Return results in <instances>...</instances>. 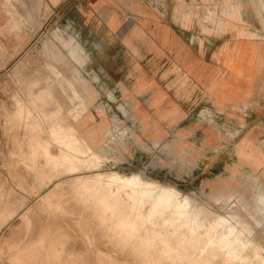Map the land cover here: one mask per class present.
I'll return each instance as SVG.
<instances>
[{
    "label": "rangeland",
    "instance_id": "obj_1",
    "mask_svg": "<svg viewBox=\"0 0 264 264\" xmlns=\"http://www.w3.org/2000/svg\"><path fill=\"white\" fill-rule=\"evenodd\" d=\"M7 1L0 0V37H2L0 38V100H2L0 102V114L2 116L0 117V123L4 119V125H2L3 123L0 124V133L2 132L1 135L3 134L0 136V149L2 148L0 150V171L2 176L0 177L5 178L7 176L6 180L0 178V182L3 180L0 183L2 188V191L0 188V209L1 211L5 209L3 213L0 211V247L10 241L17 244L23 243L31 234L29 230L33 229L36 224L34 230L38 231L42 225L45 226L43 229L51 244V248L57 247L61 252L58 264H117L119 262V264H138L137 262L141 264H158V262L159 264H165V262H168L166 264H172L173 261L170 259H165L166 261H164L161 257V245L156 247L157 250H155L146 244L143 247L138 234L134 235L135 240L134 236H132L130 241L125 235L123 236V233H120V229L114 227L116 218L111 213L107 214L106 221L102 220V210L98 206L95 196L91 198L87 195V197L86 193L76 189L75 176L78 174L84 175L106 171H117L126 175L138 171L143 175L145 174L144 176L162 183L166 182L169 184L170 182L171 185L180 189L184 195H190L193 199L192 201H197L193 203L195 205L198 203L196 205L198 207H205L215 214L220 213L222 215L235 212L237 217L232 221L242 220L249 224V227H247L248 232L245 236L258 240L260 244L264 245V205L260 204L263 217L257 223L255 222L256 219L254 220L253 218L254 211L252 208L254 200L261 194L260 190L264 192V75L258 76V87H256L258 99L253 100V103H237L227 107L216 106L210 98L204 97L203 94L193 93L192 95V81L180 82L181 75L188 72L187 67L192 65L189 52L195 56V60H204L208 62L211 70L222 72L223 74H225L223 70L225 63L229 62L226 51H229L231 56L234 57L232 61L238 60L237 64H240L243 56L237 52L242 41L253 39L255 42L259 39L256 36L247 35L245 33L246 29H256L263 34L259 39L260 41L258 40L257 47L263 52L262 55L264 56V26L258 11V8L261 7L260 0H241L242 2L240 0H108L97 9L91 7L85 0H61L64 4L62 10H57L56 8L60 0H36L33 6L28 0ZM142 7L154 15L153 21L144 22V15L142 14L144 10ZM234 11L237 13V17ZM242 11L244 19L242 14H238V12L242 13ZM20 12L24 17L20 16ZM114 16L115 18L117 16L123 26L118 24L116 26L111 23ZM161 23L169 26L167 29L169 32L165 37L167 40H172L171 38H173L174 42H170V45H165L160 37L159 29L161 28ZM12 38L13 41L10 44ZM48 39H52L61 47L69 60L66 62L71 64L70 69H65L62 66L65 74L73 77L80 74L87 81L85 82L86 84L81 81L79 87L88 96V99L89 97L91 98L89 102L90 109L87 113L88 115L91 113L93 117L89 125L93 126L100 123L103 125V133L106 135L102 142L109 147V150L107 151L106 149L104 152H107L106 154H109V156L103 154L104 159L100 162L101 165L97 169L95 167L93 170L89 169L82 173H74L75 175L73 173L67 175L65 174L67 173L66 169L63 166L58 168V165L55 169L56 173H54L55 167L52 169L49 165L45 166L46 157L40 153L36 152L38 155L34 153L35 150L40 152L42 150V147L37 142L40 138L45 142L48 140V142H51L48 143L51 153H57L60 147L53 141L49 131L46 130L45 126L47 125L42 124L38 120V116L35 115L36 117H34V114L31 116L26 114L27 109L33 110V100L37 102L38 108L44 109L47 113L55 112L62 108L65 111L70 109L68 110L70 114H66L70 120L72 110H75L70 90L67 89L65 84L66 81L58 76L57 71L52 67L55 56L44 44ZM184 54L187 57L184 58V65L187 67L182 65L183 63L179 56ZM2 63H5V65ZM254 63L255 61L251 57L247 60L246 67ZM143 71L149 72L160 86L167 90H173V93L178 95L182 110V114L178 119L176 116L171 115L170 110L172 108L170 106H164L163 109L161 108L162 110L154 107V101L152 100L156 92L143 90V94L140 95L138 91L133 93L132 90L134 87L137 88L136 85L143 89L141 85L144 74H138ZM229 72H233V69H229ZM221 77L223 78L224 76L222 75ZM229 77L225 76L221 81L214 76L210 81L209 88H213L218 83L229 84L231 82ZM43 90L44 93L40 97V93ZM13 91L15 92L13 93ZM95 99L96 102H94ZM19 100L23 105L26 103L22 114L17 112L18 106H20L19 103H21ZM9 105L11 108L8 107ZM142 106H146L151 117L155 113L159 114L160 117L157 116L159 121L149 122L147 116H142L140 113ZM3 108L6 110L5 112H3ZM25 116L27 119L24 118ZM37 123L40 125L39 128L33 125ZM19 124H23V127L20 125L22 129H20ZM32 126L35 129V133ZM14 128L16 130H13ZM30 128L32 130H29ZM39 129L40 132H37ZM24 132L25 135L22 136ZM39 135L41 136L39 137ZM22 137L24 139L20 141ZM33 137L37 140H34ZM247 137L252 138L253 142L245 146L246 152L253 151L254 154H259V145L263 151V155L258 157L257 164H254L255 158L253 156L247 155L248 153H242L241 157L238 152V149L242 146V141ZM28 139L32 140V143ZM26 140H28V144ZM51 144L53 145V150L55 149L54 152H52L53 150L51 151ZM40 155L42 159L40 157L39 160L42 162L39 161V164L37 157ZM3 156L8 163H6V159L4 160ZM24 156L25 159L27 158L26 160ZM105 157L106 159L108 157L109 160H105ZM31 161L33 163L37 162L35 163L36 167ZM47 166L48 170H45ZM20 167H26L29 170L25 168L26 172H24L25 169L23 168L22 170ZM42 167L44 171H42ZM13 168L15 172H12V175H16V178L10 176ZM49 170L51 171L49 172ZM28 171L31 173L29 174ZM61 172L62 174H60ZM58 173L59 175H56V179H54L55 174ZM32 175L35 176L33 183ZM22 176L23 179H21ZM57 176L61 178L57 179ZM19 178L23 181L22 186ZM24 178H30L31 183H27ZM47 179H51L49 183ZM42 180L48 186L44 182L41 183ZM65 180L67 184L64 183ZM6 181L7 187L4 185ZM29 184H32L31 188L33 191H31ZM55 184L56 187H54ZM69 184L71 187H69ZM225 184L228 185V188L230 187V191L227 189L224 196L219 197L220 195L210 194L212 188L216 187L217 190H220ZM37 186L39 189H37ZM41 188L43 189L41 190ZM67 188L69 189L68 191ZM11 189L15 190V192L12 191L14 194L11 193ZM7 190H10L8 191L9 193L6 192ZM28 190L32 193L28 192ZM37 190H39L38 193ZM3 191L7 193L6 196H4L6 193L4 194ZM61 191L63 193L62 197ZM67 192H72L73 196ZM79 192H81L80 196ZM74 194L76 195L75 197ZM7 196L10 199L11 197L15 199L16 203L13 199L8 200ZM124 196L126 197V195ZM80 197L83 200L82 204L80 200L78 201ZM24 198L28 200L26 201ZM3 199L5 202H2L4 201ZM65 199L66 201H64ZM10 201L14 202L13 205L11 202L12 206H10ZM37 202H42V205ZM66 202L68 204L67 208ZM72 202H74V206ZM18 203L24 205H20L21 211L18 208ZM62 203L66 205L61 206ZM6 204L7 206L9 205L7 209ZM15 206L18 207L16 208ZM37 206L39 207L38 212ZM52 206L53 208L51 209ZM3 207L5 208L3 209ZM89 207L95 212H92ZM32 209L35 210L33 211ZM72 210H75L74 213ZM78 212H80V215ZM12 213L18 217L7 222ZM93 213L95 214L94 216H92ZM87 216L90 219L92 218L91 221ZM62 220H66L67 223L70 221L72 228L70 223L67 225ZM63 224H66V226ZM73 224H75L74 227ZM90 226L95 229L91 228L89 230ZM102 226L104 229L105 227L107 229L108 226L109 230H104ZM68 227H70V235L67 230ZM70 229H73V231ZM117 229L119 230L117 231ZM110 230L115 232L111 233ZM103 231L104 233L102 234L107 233V237L101 234ZM98 233H100V236H98L101 240L97 236ZM119 235L121 236L119 237ZM73 237H77L76 240ZM70 238L75 244L70 241ZM68 241H70L69 244ZM76 241L82 242L79 245V242L76 243ZM100 241L101 244H98ZM72 244L73 249L70 247ZM108 244L114 249H110ZM128 245L131 246V251ZM77 246L80 251L76 248ZM100 247H103L102 250ZM249 249L252 252L250 254H253L252 246ZM106 250L109 254L106 253ZM247 251L249 252L248 249ZM82 252L85 254L83 255ZM110 252H113V256ZM262 253L264 255V250H262ZM159 255L161 261H159ZM84 256H87V258ZM90 257L91 259H89ZM134 258L138 260L135 259L133 261ZM129 259L132 261L129 262ZM220 259L217 257V261L214 260L213 264L222 262V259ZM124 260H126L125 263ZM174 262L176 263V261ZM183 262L177 261L176 264L186 263L185 261Z\"/></svg>",
    "mask_w": 264,
    "mask_h": 264
},
{
    "label": "bare ground",
    "instance_id": "obj_2",
    "mask_svg": "<svg viewBox=\"0 0 264 264\" xmlns=\"http://www.w3.org/2000/svg\"><path fill=\"white\" fill-rule=\"evenodd\" d=\"M28 1H30L31 5L33 6L36 0H28ZM260 1H261V7L258 8V11H259V15H260L261 21H262L263 26H264V0H260ZM7 2H9V1H7ZM31 5H30V7H31ZM234 14H236V17H237V13L235 11H234ZM238 14L239 15L242 14V18L244 19L243 11H242V13L238 12ZM20 16L24 17V15L22 13L20 14ZM135 26H136V24H135ZM1 28H3V27H1ZM5 29H7V28H5ZM168 32L169 31L165 30V36H167ZM245 33L247 35H250V36L251 35L252 36H256L259 39H260L261 36H263V34L260 33L256 29H254V30L246 29ZM57 39H59V38H57ZM259 39H257L255 42H254L253 39H250L248 41H242V43L240 44L239 50L237 52V53H240L243 56V59H241L240 64H237L238 60L232 61L234 59V57L231 56L229 51H226L225 53H226V56L228 55V57H229V62L225 63V66L223 68L224 73L229 72V69H233V72L241 73L244 70H246L247 68H250L252 66H258V67L263 66L264 65V56L262 55L263 52L261 50H259L258 47H257ZM44 44H45V47H47L49 49V51L51 50V53H53V55L55 56L54 59H53L54 61H53L52 67H53L54 70L57 71L56 72L57 75L60 76L62 79H64L66 81L65 84L67 85V89L70 90L71 99L73 101V106H74L75 110H72V113L70 115L71 116V120H70L66 116V114H68V113L70 114V111H68L70 109L65 111L62 108V109H58L55 112L47 113V111H45L44 109L38 108L37 102L33 100V102H32L33 110H31L30 108L27 109V113L26 114H30V116L32 114H34V117L38 116V120L40 122H42V124L44 123V124L47 125V126H45L46 130L49 131L50 136L53 138V141H55L58 144V146L60 147V149L57 148L59 150V151L56 150L57 153L56 152H55V154L51 153L50 150H49L50 146L48 145V143H51V142H48L49 141L48 139H47L48 141L45 142V141H43V139L40 138L39 141H37V142L42 147V148L40 147L42 150L39 148V150H41V152L35 150L34 153L37 152V153H40V154L44 155V157H46L45 166L49 165L50 168H52V169L55 167L54 170L56 169V167L58 165H59L58 168L60 166H63L66 169L67 173H65L63 168L62 169H63L64 173L67 174V175L69 173H73V174L74 173L78 174L80 172L82 173V172H84L86 170H89V169L93 170L95 167L97 169V167L99 165H101L100 162H102L103 159H104V155L103 154L109 156V154H106L107 152L104 153L106 151V149H107V151L109 150L108 149L109 147H107V145H105L104 142H102V139L106 135V134L103 133V131H104L103 125L101 123L93 125V126H91V124L89 125L90 120L93 117V115L91 113H89V115L87 113V111L90 109V103L89 102L91 101L90 100L91 98L89 97V99H88V96L85 95L81 91V89L79 87V84H80L81 81H82V83H85L87 81L84 78H82V76L80 74H79L80 76L78 75L79 77L77 75L75 77H73V76H68L67 74H65V71L63 70L62 66H64L65 69H70V65L71 64L66 62V61H69V60L66 58V55H65L64 51L61 49V47L59 45H57L55 43V41H53L52 39H48V40H46L44 42ZM251 57H253V60L255 61V63L252 64L249 67H246V62ZM31 60H32V58H31ZM37 61H38V59H37ZM31 62H33V61H31ZM2 64L5 65V63H2ZM40 64H41V62H40ZM50 77H52V76H50ZM185 77L186 76H182L183 79ZM227 77H229V76H227ZM238 78H239V75L238 74L235 75V79H238ZM222 85H226V84H224V82H223ZM14 92L15 91H13V93ZM42 93H44V90L40 93V97H41V95H43ZM23 95H24V93H23ZM50 95H51V93H50ZM0 99H1V97H0ZM15 99H16V96H15ZM1 101L2 100H0V102ZM13 101H14V99H13ZM3 102H5V101H3ZM19 102H21V101L19 100ZM19 104H20V106H18L19 108H18L17 112L18 113L21 112L20 114H22V111L24 110L23 109L24 105L26 103L24 105H23L22 102L19 103ZM60 105L62 107L61 103H60ZM8 107H10V105ZM5 111L6 110L4 109L3 112H5ZM7 113L9 114V112H7ZM84 114H86V115H84ZM13 115H14V113H13ZM16 116H14V117H16ZM0 117H2L1 114H0ZM9 117H10V115H9ZM18 117H21V116H18ZM24 118L27 119L26 116ZM35 119H37V118H35ZM0 120H1V118H0ZM3 120L4 119H2V122L0 124L3 123ZM13 121H14V118H13ZM2 125H4V123ZM20 125L21 124H19V126ZM33 125L37 126V128L40 127V125H38V123L36 125L35 124H33ZM3 127H6V126H3ZM22 127L20 129H22ZM29 127H30V125H29ZM32 128H33V126H32ZM40 129L37 130V132H40ZM13 130H16V129L14 128ZM24 130H25V127H24ZM29 130H32V129L30 128ZM23 131H22V133H23ZM41 131H42V129H41ZM4 132H5V130H4ZM1 133H0V136L3 135V134L1 135ZM34 133H35V129H34ZM14 134H15V131H14ZM4 135H5V133H4ZM15 135H13V136H15ZM24 135H25V132H24V134L22 136H24ZM13 136H12V138H13ZM40 136L41 135H39V137ZM30 137H32V136H30ZM30 137H28V138L32 139ZM44 137H46V136H44ZM12 138H10V139L12 140ZM22 139H24V138L22 137L20 141H23ZM28 140H26V143L28 142ZM34 140H37V139L34 138ZM40 140H41V142H40ZM30 142L32 143V140ZM252 142H253V139L247 137L244 141H242V143H241L242 146H241V148L238 149V152H239L241 157H242V153L243 154L244 153H248L247 155L253 156L255 158L254 159V164H257L258 157L259 156L261 157L263 155V151L260 149L261 148L260 145L258 146V144H257L258 153L259 154H256V153L254 154L253 151L246 152L245 149H244L247 144L252 143ZM24 143H25V140H24ZM29 146H30V144H29ZM33 146H35V145L33 144ZM52 150H53V145L51 147V151ZM54 151H55V149L52 152H54ZM20 152H22V151H20ZM111 153H112V150H111ZM29 155H30V153H29ZM26 157H28V156H26ZM40 157H41V155L39 157H37L38 158V162L39 161L42 162L41 160H39ZM44 157H43V159H44ZM3 158H4V156H3ZM5 159L6 158H4V160ZM24 159H25V156H24ZM31 159H33V158H31ZM41 159H42V157H41ZM105 160H109V158L107 157V159H106V157H105ZM8 161H10V160H8ZM35 161H37V160H35ZM40 162H39V164H40ZM4 163H5V161H4ZM6 163H8L7 159H6ZM12 163H14V162H12ZM31 163H33V162L31 161ZM35 163H37V162H35ZM35 163H33V164H35ZM10 166H11V163H10ZM15 166H16V164H15ZM21 166H22V164H21ZM34 166L36 167V164ZM39 167H41V166H39ZM20 168L23 170L24 167L23 168L20 167ZM28 168H29V165H28ZM28 168H26V169L29 170ZM15 169L18 170L17 168H15ZM26 169L24 170V172H26ZM33 169H34V167H33ZM35 170H36V168H35ZM40 170H41V168H40ZM45 170H48V166H47V169H45ZM51 170H49V172ZM6 171H8V170H6ZM42 171H44L43 167H42ZM12 172L13 173L15 172L14 168H13V171H11V175L9 174L13 178L16 175L15 176L12 175ZM20 172H21V170H20ZM0 173H1V171H0ZM30 173L31 172H29V174ZM33 173H35V172H33ZM47 173H48V171H47ZM54 173H56V170H55ZM51 174H52V172H51ZM60 174H62V172ZM23 175H24V173H23ZM56 175H59V173L55 174V178L54 179H56ZM144 175L142 173L138 172V171L134 172V173H132L130 175L122 174V173L117 172V171L96 172V173L84 174V175L78 174L77 176H75L76 177L75 184H76V189H79L80 191H83L84 193H86V196L89 195L91 198H93L92 196H95V198H96V200L98 202V203L97 202L96 203L98 204V206L101 207V210H102V214H101L102 220L106 221V219H107L106 217H107L108 213H111V215L116 218L115 219V218L112 217L113 219L116 220L115 223H114V227L119 228L120 229V233H123V236L125 235V237L127 239H129V241H130L132 236L138 234V238L141 241L143 247L146 244V245H148V247L150 246V247L154 248L155 250H157L156 247H159L161 245L160 246L161 257L164 259V261H166L165 259H170L171 261H173L172 264L175 263L174 261H176V263H177V261H182V262L185 261L188 264L190 262H192L191 264H213V261L214 260L217 261V257H218V258L222 259V260L220 259L222 262H220L219 264H264V255L262 253V250H264V245L260 244L258 242V240H254L253 238H249V237L245 236L246 233L248 232L247 227H249V224L247 222H243L242 220L237 221V222L232 221L234 218L237 217V214H235V212H232V213L230 212L227 215H222L219 212H216V213H219V214H215V213H213L212 211L208 210L205 207L196 206L198 203H196V205L194 203L197 202V201H195V202L192 201L193 199H192V197H190V195H184L181 192L180 189H178L174 185H171L170 182H169L170 185L167 184L166 182H165L166 183L165 184L164 182L162 183V182H160L158 180H155V179H152V178H148V177H146ZM0 176H2V173H1ZM39 176H40V174H39ZM4 177H5V175H4ZM34 177L35 176L32 177V183H33V180L35 179ZM59 177L57 176V179ZM0 178L2 179L3 177H0ZM6 178H7V176L5 178H3V180H6ZM27 178H28V176H27ZM27 178H24V179H26L25 181H27V183H31V181H30L31 179L30 178L27 179ZM44 178H46V177L44 176ZM21 179H23V176L21 177ZM21 179L19 181H20V183L22 182V184H21V186H22L23 185V181ZM66 179H67V176H66ZM39 180H40V178H39ZM50 180H48V183H49ZM2 181L0 183H2ZM7 181H6V184L3 183L6 187H7ZM15 181H17V179H15ZM61 181H59V182L62 183ZM43 182H44V180H42L41 183H43ZM64 183H66V180L64 181ZM44 184H46V186H48L47 183L44 182ZM70 184L72 185V182ZM70 184H69V187H71ZM31 185H30V188H31ZM34 185H35V183H34ZM8 186H10V184H8ZM54 187H56V184H55ZM229 188H228L227 184H225L220 190H217L216 187H215V188H212L210 194H212V195L217 194L218 196L220 195L219 197H222V196L225 195L227 189H228V191H230ZM35 189H36V187H35ZM37 189H39L38 186H37ZM42 189L43 188H41V190ZM68 190L69 189L67 188V191ZM1 191H2V188H1ZM8 191H10V190H7L6 192H8ZM12 191L13 190L11 189V193L15 192V190L13 192ZM31 191H33L32 188H31ZM38 191L39 190H37V193H38ZM262 191L263 190H260L261 194L259 195V197L257 199L254 200V204L252 205V208H253V211H254L253 218H254V220L256 219V221H255L256 223L258 221H260L261 217H263L262 210L260 208V204L264 205V192H262ZM28 192H30V191L28 190ZM3 193H4V191H3ZM26 193H27V191H26ZM30 193H32V192H30ZM34 193H35V190H34ZM34 193H33V195L35 196ZM61 193H62V191H61ZM61 193H60V195H61ZM67 193H69V194L71 193L72 194V192H67ZM74 193H75V191H74ZM80 193L81 192L78 193L79 196H80ZM65 194H66V191H65ZM6 195H7V193L4 196H6ZM124 195H126V197ZM43 196H45V195H43ZM46 196H47V194H46ZM62 196H63V193H62L61 197ZM72 196H73V194H72ZM75 196L76 195L74 194V197ZM20 197H21V195H20ZM84 197H85V194H84ZM230 197H231V195H230ZM15 198L17 199V197H15ZM68 198H69V196H68ZM9 199L10 198L8 197V200ZM11 199H13V198L11 197ZM19 199H18V201H19ZM13 200L15 202V199H13ZM25 200L27 201L28 199H25ZM43 200L47 201L46 199H43ZM62 200H60V201H62ZM79 200L81 201V204H82L83 200H81V197L78 198V201ZM22 201H23V199H22ZM37 201H39V200L37 199ZM64 201H66V199ZM2 202H5V200L2 201ZM11 202H12V205L14 204L13 201H10V206H12ZM20 202H21V200H20ZM88 202L90 203V201H88ZM25 203H27V202H25ZM37 203H39V202H37ZM41 203H39V204H41ZM50 203H52V202H50ZM63 203H62L61 206H65L67 204V202H66L65 205H63ZM73 203L74 202H72V204ZM84 203H86V202H84ZM205 203L207 204V202H205ZM69 204H71V203H69ZM86 204H88V203H86ZM200 204H201V200H200ZM20 205L21 204L18 205L19 207L18 206H15V207L16 208L18 207L19 210H20ZM74 205L75 204H73V206ZM21 206H24V205H21ZM59 206H60V202H59ZM84 206L86 207V205H84ZM8 207H9V205L7 206V204H6V209ZM67 207H68V204H67L66 208ZM4 208L5 207H3V209ZM38 208L39 207L37 206V212H38ZM52 208H53V206L51 207V209ZM89 208L91 209V207H89ZM86 209H88V208H86ZM4 210L1 211V209H0V211L2 213H3ZM62 210H63V208H62ZM227 210H229V209H227ZM15 211H17V210L15 209ZM74 211L75 210H72L73 213H74ZM91 211L93 212L94 210L91 209ZM91 211H88V212L90 213ZM81 212H83V211H81ZM257 212H258V214H257ZM17 213H18V211H17ZM78 214L80 215V212H78ZM94 215L95 214L93 213L92 216H94ZM101 216H99V217H101ZM15 217H18V216L15 215L14 213L10 214L7 222H10ZM109 217H111V216L109 215ZM42 218H43V216H42ZM87 218L90 219L89 216H87ZM91 219H90V221H91ZM77 220L79 221V219H77ZM85 220H87V219H85ZM95 220H96V218H95ZM58 221H60V220H58ZM62 221L66 222V220H62ZM74 221H75V219H74ZM83 221H84V219H83ZM60 223H61V221H60ZM69 223H70V221H69ZM69 223L66 222L67 225ZM108 223H109V221H108ZM66 224H63V225L66 226ZM87 224H89V223H87ZM35 226H36V224L34 225L33 229L31 228L29 230V232L31 231V234L29 235L28 239L26 241H24L23 243L17 244L16 242L10 241V242H8L5 245L0 247V264H58V262H59V260L61 258V252L58 250L57 247L51 248V244H50L49 240L47 239V237L45 235V230L43 229V228H45V226L42 225V227H40L38 229V231L34 230ZM74 226H75V224H73V227ZM111 226H112V224L110 225V228H111ZM61 227H63V226H61ZM70 227L72 228V224L71 223H70ZM70 227H68V229H67L68 231H69ZM76 227H75V229H76ZM91 228H92V226H90L89 230ZM77 229L79 230V228H77ZM92 229H95V228H92ZM97 229H98V227H97ZM99 229H100V227H99ZM103 229H104V227H103ZM105 229H106V227H105ZM107 229L109 230L108 226H107ZM119 229H117V231ZM64 230H66V229H64ZM70 230L73 231V229H70ZM115 230H116V228H115ZM100 231H102V230H100ZM110 232H111V230H110ZM113 232H115V231H113ZM113 232H111V233H113ZM73 233H76V232H73ZM102 233H104V231L101 232V234ZM120 233H118V234H120ZM99 234L100 233H98L97 236ZM106 234H102V235H106ZM69 235H70V231H69ZM107 235L105 237H107ZM72 236H74V235H72ZM99 236H98V238H99ZM120 236L121 235H119V237ZM76 238H74V239L76 240ZM82 239H80V240H82ZM99 239H98V241H99ZM134 240H135V236H134ZM70 241L73 243L71 238H70ZM70 241H68V244H69ZM77 242H79V241H76V243ZM81 242H79V245H80ZM96 243H97V241H96ZM73 244H75V243H73ZM73 244L70 245V247H72ZM98 244H101V241ZM111 245H112V243H111ZM78 246L76 248H78V250H79ZM128 246H130V245H128ZM250 246H252V248H253V254H250V252H251L250 249H249ZM105 247H104V249H106ZM109 247H110V249H112L110 245H109ZM81 248L82 247L80 246V249ZM102 248H101V250H102ZM130 248H131V246L129 247V250H130ZM67 249L69 250L68 246H67ZM72 249H73V247H72ZM72 249H70V250H72ZM139 249H140V247H139ZM141 249H143V248H141ZM247 249L249 250V252L247 251ZM68 250H67V252H69ZM75 250H77V249H75ZM87 251H86V254H87ZM94 251H95V249H94ZM103 251H105V250H103ZM158 251H159V249H158ZM76 252H75V255H76ZM116 252H117V250H116ZM82 253H83V255L85 254L84 252H82ZM106 253H107V250H106ZM78 254H81V253H78ZM107 254H109V253H107ZM150 254H151V252H150ZM91 255L93 256V254H91ZM118 255H119V253H118ZM132 255H133V253H132ZM69 256H71V255L69 254ZM112 256H113V254H112ZM75 257H77V256H75ZM78 257H79V255H78ZM91 257L89 259H91ZM114 257H116V256H114ZM135 257H137V256H135ZM153 257H154V255H153ZM158 257H159V261H161L160 260V258H161L160 255ZM85 258H87V256ZM120 258H121V256H120ZM95 259H96V257H95ZM135 259H137V258H134L133 261H135ZM154 259H157V258H154ZM81 260H83V259H81ZM90 261H92V260H90ZM125 261L126 260H124V263H125ZM128 261L130 262L132 260L129 259ZM157 261H155V262L157 263ZM83 262L85 263L84 260H83ZM114 263H116V262H114ZM119 263H117V264H119ZM137 263L139 264L140 262H137ZM166 263H168V262H165V264ZM98 264H101V263H98ZM158 264H159V262H158ZM178 264H180V263H178Z\"/></svg>",
    "mask_w": 264,
    "mask_h": 264
},
{
    "label": "crops",
    "instance_id": "obj_3",
    "mask_svg": "<svg viewBox=\"0 0 264 264\" xmlns=\"http://www.w3.org/2000/svg\"><path fill=\"white\" fill-rule=\"evenodd\" d=\"M85 1L89 3L91 7H93L94 9H97L101 7L108 0H85ZM63 5H64L63 2L60 0V2H58L56 5L57 10H62ZM142 9L144 10L143 7ZM142 12H143L142 14L144 15V22L153 21L154 15H152L151 12L146 11V10ZM139 13L141 14V12ZM111 23L116 26L117 24L123 26V24L120 23V21L117 19V16L116 18L115 16L112 17ZM160 27L161 28L159 29V34L163 40V43L165 45H170V42H174L173 38H171L172 40H167V38L165 37V30L168 31L167 29L169 26L167 24L161 23ZM12 41H13V38L10 40V44ZM179 56L181 57L180 60L183 63L182 65H184L185 64L184 58H187L186 54L179 55ZM189 56H191L192 65L190 67H187L184 65L185 67H187L188 72H185L181 75L180 82L181 83L188 82V80L193 82L192 83L193 90L191 91L192 95L193 93H198L199 95L203 94L204 97L210 98L216 106H221V107L232 106L237 103L243 104L244 102L253 103V100H255L256 98L258 99L259 96L256 93L257 91L256 87H258V76L264 75V66L250 67L241 73L227 72L223 74L222 72L211 70V67L209 66L208 62L204 60L203 61L199 59L195 60V56L191 55L190 52H189ZM141 73L144 74V77L142 79L143 82L141 85L143 89L139 88L138 85H136L137 88L135 87L133 88L132 90L133 93L134 91L135 92L138 91V94L140 95V94H143V90L145 91L151 90L152 92H156L154 99L152 100L154 101L153 102L154 107L158 109H161V108L163 109L164 106H168V107L170 106L172 108L170 110L171 115L176 116L178 119L182 114L181 113L182 110L180 108L181 105L179 104V101H178V95L174 94L173 90H167L166 88H163L162 86H160L157 83L156 79L153 78L149 72L143 71L138 74H141ZM237 74L239 75V78L235 79V75ZM222 75L224 76L223 78L221 77ZM182 76H186V77L183 79ZM214 76L220 79L221 81L225 78V76H233V77H229V80L231 82L227 85H222L221 83H218L213 88H209L210 81L212 80V78H214ZM96 99L94 102H96ZM93 104L91 105V108ZM140 113L142 116H147L149 122L159 121V118L157 117L159 116V114L155 113L154 116L151 117V114L146 109V106H142Z\"/></svg>",
    "mask_w": 264,
    "mask_h": 264
}]
</instances>
